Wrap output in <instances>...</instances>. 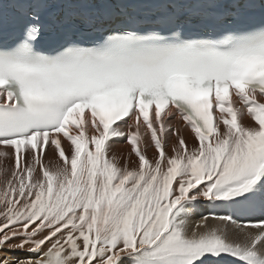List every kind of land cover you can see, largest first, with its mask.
<instances>
[{
	"label": "snow or ice",
	"instance_id": "obj_1",
	"mask_svg": "<svg viewBox=\"0 0 264 264\" xmlns=\"http://www.w3.org/2000/svg\"><path fill=\"white\" fill-rule=\"evenodd\" d=\"M17 19L0 264H264V0H0Z\"/></svg>",
	"mask_w": 264,
	"mask_h": 264
},
{
	"label": "bare ground",
	"instance_id": "obj_2",
	"mask_svg": "<svg viewBox=\"0 0 264 264\" xmlns=\"http://www.w3.org/2000/svg\"><path fill=\"white\" fill-rule=\"evenodd\" d=\"M185 135H187V133H185ZM129 150V146L126 144V142L124 140H117L115 142V145H114V151L117 153V154H120V153H124L126 154ZM151 154V153H150ZM200 211H203V209H200ZM198 218V217H196ZM223 260L225 261H230L231 258H224Z\"/></svg>",
	"mask_w": 264,
	"mask_h": 264
}]
</instances>
